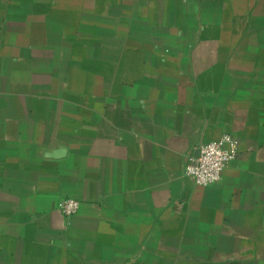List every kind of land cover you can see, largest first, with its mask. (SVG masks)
<instances>
[{"label":"crops","instance_id":"obj_1","mask_svg":"<svg viewBox=\"0 0 264 264\" xmlns=\"http://www.w3.org/2000/svg\"><path fill=\"white\" fill-rule=\"evenodd\" d=\"M0 264H264V0H0Z\"/></svg>","mask_w":264,"mask_h":264},{"label":"built area","instance_id":"obj_2","mask_svg":"<svg viewBox=\"0 0 264 264\" xmlns=\"http://www.w3.org/2000/svg\"><path fill=\"white\" fill-rule=\"evenodd\" d=\"M239 153L238 144L230 135L220 140L204 144L200 156H191L186 165V176L200 187L217 185L223 178L225 170L235 161ZM81 208L77 200L67 199L59 204L60 212L71 218Z\"/></svg>","mask_w":264,"mask_h":264},{"label":"water","instance_id":"obj_3","mask_svg":"<svg viewBox=\"0 0 264 264\" xmlns=\"http://www.w3.org/2000/svg\"><path fill=\"white\" fill-rule=\"evenodd\" d=\"M61 154H62V152L59 151V152H57V153L54 154V157L60 156Z\"/></svg>","mask_w":264,"mask_h":264},{"label":"rangeland","instance_id":"obj_4","mask_svg":"<svg viewBox=\"0 0 264 264\" xmlns=\"http://www.w3.org/2000/svg\"><path fill=\"white\" fill-rule=\"evenodd\" d=\"M117 10H119V12L121 11V8H119V9H117Z\"/></svg>","mask_w":264,"mask_h":264}]
</instances>
